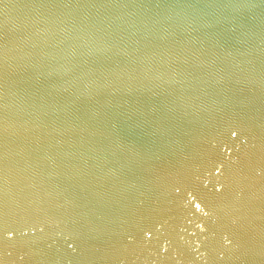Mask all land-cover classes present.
<instances>
[{
  "label": "water",
  "instance_id": "water-1",
  "mask_svg": "<svg viewBox=\"0 0 264 264\" xmlns=\"http://www.w3.org/2000/svg\"><path fill=\"white\" fill-rule=\"evenodd\" d=\"M0 264H264V0H0Z\"/></svg>",
  "mask_w": 264,
  "mask_h": 264
}]
</instances>
